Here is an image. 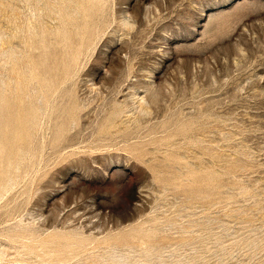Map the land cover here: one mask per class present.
<instances>
[{
  "label": "rangeland",
  "instance_id": "374dc122",
  "mask_svg": "<svg viewBox=\"0 0 264 264\" xmlns=\"http://www.w3.org/2000/svg\"><path fill=\"white\" fill-rule=\"evenodd\" d=\"M0 264H264V0H0Z\"/></svg>",
  "mask_w": 264,
  "mask_h": 264
}]
</instances>
